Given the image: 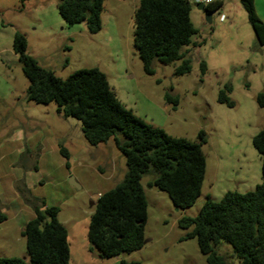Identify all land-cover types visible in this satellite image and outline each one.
Here are the masks:
<instances>
[{
    "label": "rangeland",
    "instance_id": "1",
    "mask_svg": "<svg viewBox=\"0 0 264 264\" xmlns=\"http://www.w3.org/2000/svg\"><path fill=\"white\" fill-rule=\"evenodd\" d=\"M58 3L0 0L1 199L12 188L21 191L28 185L48 207H58V220L68 232L69 264H207L197 240H183L189 231L180 229L178 221L197 217L208 196L218 202L229 191L250 192L262 182V162L252 140L264 129V107L257 101L259 94L264 95V45H258L242 4L225 0L227 22L222 23L216 11L209 24L206 13L192 2L191 20L205 44L190 49L192 72L177 77L180 62H155L154 75L144 72L134 47V14L140 0H104L102 29L95 35L84 23L68 25ZM257 3V14L264 20V0ZM17 33L27 40V54L57 77L66 79L79 70L97 68L107 76L117 98L145 122L174 138L197 141L200 131L207 134L203 146L207 171L201 196L191 208H175L166 193L148 186L151 174L143 177L148 218L141 250L114 258L90 252L91 216L100 195L125 179L126 159L114 139L90 145L82 123L64 117L55 103L27 100L29 81L13 50ZM202 61L207 65L204 76ZM230 86L233 108L218 103L219 92ZM167 94L179 99L176 109L166 102ZM61 146L68 158L61 154ZM46 154L48 163L43 167ZM13 206L9 211L0 208L8 211L1 214L0 253L28 260L21 235L23 218L14 217ZM218 253L230 264H239L228 244L222 242Z\"/></svg>",
    "mask_w": 264,
    "mask_h": 264
},
{
    "label": "trees",
    "instance_id": "2",
    "mask_svg": "<svg viewBox=\"0 0 264 264\" xmlns=\"http://www.w3.org/2000/svg\"><path fill=\"white\" fill-rule=\"evenodd\" d=\"M22 3L29 0H20ZM258 45H264V21L258 16L255 0H240ZM208 13L217 11V4L205 7ZM104 0H59L58 11L68 25L86 24L90 34L102 29ZM193 10L189 0H140L134 14V47L143 63L144 72L154 75V63L180 65L175 75L192 72L191 48L199 29L191 20ZM24 75L29 81L27 100L37 104L55 103L66 118L82 123L87 142L98 146L114 139L117 149L126 159L125 179L114 189L101 194L91 216L88 241L90 252L100 258L130 255L145 246L148 202L142 185L143 177L151 174L150 188L166 193L175 208L187 210L201 196L207 171L203 146L207 134L200 131L197 141L169 136L135 115L117 98L107 76L97 68L79 70L61 79L27 54V40L17 33L13 41ZM201 75L207 72L200 63ZM226 87L218 94V103L233 108L235 104ZM177 108L179 99L165 96ZM264 107V95L257 97ZM262 162V182L255 190L240 193L229 191L216 202L208 196L197 217L178 221L189 231L183 240L196 239L207 264H230L218 253L222 242L232 248V257L239 264H264V129L252 140ZM61 154L68 158L61 146ZM69 170V163H66ZM58 207L35 208V216L24 226L21 235L26 240L28 260L0 256V264H69L71 251L68 232L58 220ZM3 216L0 215V220ZM5 220V219H4ZM122 264H140L138 262Z\"/></svg>",
    "mask_w": 264,
    "mask_h": 264
},
{
    "label": "crops",
    "instance_id": "3",
    "mask_svg": "<svg viewBox=\"0 0 264 264\" xmlns=\"http://www.w3.org/2000/svg\"><path fill=\"white\" fill-rule=\"evenodd\" d=\"M235 1L240 2V0H235ZM259 1L262 3V0H259ZM213 2L217 4V7H218L217 12H219L220 15H225L223 13L224 9L226 8L225 0H213ZM257 5H258L257 0H255L256 10H257ZM227 19L228 17L225 15V20L222 23H226ZM199 32L201 33L200 30ZM200 33H199V36H197L199 38H195L194 40L197 44V48H199L202 44H205V40L200 39V36H201ZM53 153L54 152H52V154ZM48 155L49 154H46L43 156L44 159L42 160V163H41L43 167H47L46 165L48 163V158H49ZM68 176H70V173L68 174ZM1 198L2 197H0V208L1 207L3 209L8 208V211H9L10 208L14 207L13 205H15L16 214L14 215V217H18L19 215L21 218H23V223H22L23 228L26 225V223H28L30 220L34 218L36 207H41V210H44L46 207H48L44 197L42 195L34 194L31 187L28 185H25L24 189L21 191H16L15 189L13 190L12 188L11 191L7 193L6 196H4V199H1ZM3 209H0V215L3 212H8V211H5L6 209L5 210ZM2 223L3 222H1L0 224ZM0 256L5 257V258H11V257H8L7 255H4L3 253H0Z\"/></svg>",
    "mask_w": 264,
    "mask_h": 264
},
{
    "label": "water",
    "instance_id": "4",
    "mask_svg": "<svg viewBox=\"0 0 264 264\" xmlns=\"http://www.w3.org/2000/svg\"><path fill=\"white\" fill-rule=\"evenodd\" d=\"M196 6H197L198 10L206 13V21H207V23L211 24L213 13H208L203 4H197ZM71 180H72L73 185H77L73 178H71Z\"/></svg>",
    "mask_w": 264,
    "mask_h": 264
},
{
    "label": "built area",
    "instance_id": "5",
    "mask_svg": "<svg viewBox=\"0 0 264 264\" xmlns=\"http://www.w3.org/2000/svg\"><path fill=\"white\" fill-rule=\"evenodd\" d=\"M189 1L196 2L197 4H203L204 7L214 4L213 0H189ZM224 20H225V15H220V21L223 22Z\"/></svg>",
    "mask_w": 264,
    "mask_h": 264
}]
</instances>
